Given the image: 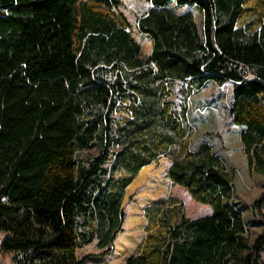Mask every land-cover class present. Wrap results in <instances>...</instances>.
Returning <instances> with one entry per match:
<instances>
[{"label":"trees","instance_id":"obj_1","mask_svg":"<svg viewBox=\"0 0 264 264\" xmlns=\"http://www.w3.org/2000/svg\"><path fill=\"white\" fill-rule=\"evenodd\" d=\"M147 1L136 27L149 55L122 0H0V254L11 264H84L92 255L77 249L96 240L108 253L126 188L161 157L212 213L191 219L175 198L150 208L124 264H264V235L251 243L223 158L189 148L168 100L175 81L232 82L230 116L264 176V0ZM92 149L86 167L78 157Z\"/></svg>","mask_w":264,"mask_h":264},{"label":"rangeland","instance_id":"obj_2","mask_svg":"<svg viewBox=\"0 0 264 264\" xmlns=\"http://www.w3.org/2000/svg\"><path fill=\"white\" fill-rule=\"evenodd\" d=\"M121 10L128 17L135 38L142 44L145 54H150L152 40L140 33L136 20L146 13L150 4L147 0H122ZM184 9H181L183 11ZM200 29L203 30V17L198 15ZM233 83L220 85L209 81L201 89H197L193 80L175 81L171 86L172 95L168 97L171 108L186 121V142L191 150H195L203 142L213 147L221 155L235 186L234 199L239 202L247 224L251 243L264 235V221L256 216L255 205L264 197V176L255 174L248 166L243 151L240 133L243 129L236 126L230 116L233 101ZM99 151L92 149L79 154V160L89 167ZM169 158L161 157L151 165L141 169L134 181L126 188L123 199L125 219L116 233L108 253L100 249L98 240L77 249V257L92 255L84 264H124L147 235V227L151 222L150 208L170 209L171 198L178 199L184 206L182 213L189 216L191 210L200 218L209 215L212 208L196 202L188 191L175 186L169 177ZM264 215V203L261 206ZM212 213V212H211ZM4 234L0 232V245ZM264 259V249L262 250ZM0 264H11L8 256L0 254Z\"/></svg>","mask_w":264,"mask_h":264},{"label":"crops","instance_id":"obj_3","mask_svg":"<svg viewBox=\"0 0 264 264\" xmlns=\"http://www.w3.org/2000/svg\"><path fill=\"white\" fill-rule=\"evenodd\" d=\"M152 47H153V43H152ZM152 50V48H151ZM151 53V52H150ZM149 55V54H148ZM212 210H209V215L211 214ZM208 216V215H207ZM205 217V216H204ZM199 218V217H198ZM191 219H196V218H191Z\"/></svg>","mask_w":264,"mask_h":264}]
</instances>
